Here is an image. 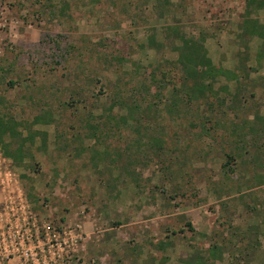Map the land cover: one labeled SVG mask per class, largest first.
Returning a JSON list of instances; mask_svg holds the SVG:
<instances>
[{
  "label": "rangeland",
  "instance_id": "rangeland-1",
  "mask_svg": "<svg viewBox=\"0 0 264 264\" xmlns=\"http://www.w3.org/2000/svg\"><path fill=\"white\" fill-rule=\"evenodd\" d=\"M247 5L0 0V118L20 123L30 152L26 167H16L0 145V210L4 201L25 204L0 220V264H264V134L253 148L249 136L235 146L230 129L200 127L208 117L227 128L264 118L262 40L240 28L249 19L262 25L264 9L254 4L248 15ZM180 34L206 36L216 66L249 68L244 97H180L187 106L168 113L181 75L173 49ZM150 76L167 87L161 120L152 116L149 129L103 126L109 114L127 113L111 98L134 94L137 84L145 93L140 82L149 85ZM230 155L231 171L223 166ZM214 244L219 254L209 252Z\"/></svg>",
  "mask_w": 264,
  "mask_h": 264
},
{
  "label": "trees",
  "instance_id": "trees-1",
  "mask_svg": "<svg viewBox=\"0 0 264 264\" xmlns=\"http://www.w3.org/2000/svg\"><path fill=\"white\" fill-rule=\"evenodd\" d=\"M247 12L246 14L250 15V8L256 4L257 8L264 9V0H247ZM252 10V8H251ZM241 30L243 35L249 37H256L262 40L260 49L257 51V62H261L264 59V23L261 25L259 20L252 19L247 20V23L241 24ZM170 29V28H169ZM174 32L177 31V27H174ZM205 37L203 35H199L198 37H186L183 34L179 35L180 44L174 46V51L177 53V64L180 67L181 75L178 77L176 83H172V104L168 105L165 103V108H167L168 113H172V109L170 106L176 110L180 107L178 103L187 106L188 101L190 100H198V99H207L209 97H226L232 94V99L234 101H239L238 97H244L243 89H247L245 86V81L250 79L249 68H247L243 63L239 62L238 65L234 67V69H227L223 66H216L213 64L211 58L208 56L207 50L205 48L204 42ZM149 43L151 45L155 44V39L153 36L149 37ZM119 62H125L124 57H117ZM111 63V61H109ZM167 73H163L162 80L166 81ZM152 80L149 85H146L143 81L140 82V87L144 90L145 93L142 94V91L139 90L138 84L135 89L134 94L129 93L128 91H118V97H112V106H116L119 111L126 110V114H120L119 116H115L109 114V117H106L107 120L105 123H102L103 126L112 125L114 127L119 126H130V121H134L136 126L144 125L148 129L150 127V119L153 116V119L156 120L154 123H158V115H156L159 110V104H163L162 97L163 90L167 87L160 82L158 85L156 81ZM259 80L261 82V86L264 83V76H260ZM98 80H96L97 82ZM225 81L223 85H221L218 89H215V85L217 82ZM12 83V82H11ZM229 83L233 84L231 88ZM234 91V93H232ZM223 94V96H221ZM127 95V96H126ZM180 97H187L188 101L179 100ZM206 100V101H207ZM158 102V105L157 103ZM227 112H231L226 110ZM235 113V112H234ZM39 120L38 118L35 121ZM243 120V121H242ZM252 121V122H251ZM251 121L241 118L239 122L232 121L230 123L231 128H227V123L216 120L212 121V118H204L200 125L201 130L206 134H209L213 129L215 130V126L222 127L224 129H230L232 134H235L237 137L234 138L233 145L239 146V140L241 143L248 144L249 141H246L245 136H249L254 142L253 145L249 143L248 147H259L258 144L261 142L260 134H264V118L256 115ZM107 122H109L107 124ZM20 123L16 122L13 118H0V145L3 151V157L10 160L14 166L16 167H26L25 160L30 158L28 154H30L27 147H25L24 142L28 140V138H22L21 133L18 131ZM136 126L134 128H136ZM144 127V128H146ZM96 130L94 131L95 135ZM260 133V134H259ZM163 138V136L158 135ZM5 137L9 140L5 141ZM34 136H30L29 139L33 141ZM244 137V138H243ZM15 139H20V143L15 142ZM154 142L159 145L162 144V139H153ZM247 142V143H246ZM44 148H46V143L43 142ZM238 148V147H237ZM241 149V148H240ZM28 153V154H27ZM237 156V155H236ZM235 157V156H234ZM233 158L232 155L227 157V162L223 164L226 170L229 166V159ZM234 159V158H233ZM231 171V169L229 170ZM22 178H26L24 175ZM264 178V177H263ZM261 178L259 180V184L264 182V179ZM222 246H218L214 244L210 249V253L212 255L219 254L222 251Z\"/></svg>",
  "mask_w": 264,
  "mask_h": 264
},
{
  "label": "built area",
  "instance_id": "built-area-1",
  "mask_svg": "<svg viewBox=\"0 0 264 264\" xmlns=\"http://www.w3.org/2000/svg\"><path fill=\"white\" fill-rule=\"evenodd\" d=\"M3 162L5 163L6 159H3ZM4 173H5L6 176H8L6 178V180L8 179V180L12 181L13 186H16L18 184V181L16 180V178H14V175H13V173H12V171L10 169L5 167ZM13 204H15V208L14 209L11 206ZM24 205H25L24 201L21 198H18L16 202H12L11 200L10 201H4V206L0 210L1 211L0 212V220H2V217H4V216L8 217L9 215H12V216L17 215L19 213V211H21V213H22L24 211V209H25ZM13 210H15V212H13ZM9 211H10V214H8ZM6 214H8V215H6ZM22 219L25 220V218H22Z\"/></svg>",
  "mask_w": 264,
  "mask_h": 264
}]
</instances>
